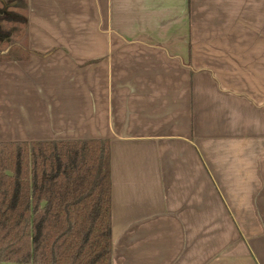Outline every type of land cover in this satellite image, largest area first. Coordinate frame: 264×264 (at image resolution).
Instances as JSON below:
<instances>
[{"label": "crops", "instance_id": "0c3cea01", "mask_svg": "<svg viewBox=\"0 0 264 264\" xmlns=\"http://www.w3.org/2000/svg\"><path fill=\"white\" fill-rule=\"evenodd\" d=\"M26 31L0 142L108 141L111 264H264V0H27Z\"/></svg>", "mask_w": 264, "mask_h": 264}, {"label": "trees", "instance_id": "16d2710c", "mask_svg": "<svg viewBox=\"0 0 264 264\" xmlns=\"http://www.w3.org/2000/svg\"><path fill=\"white\" fill-rule=\"evenodd\" d=\"M26 29L27 0H0V58ZM109 160L105 139L0 142V264H111Z\"/></svg>", "mask_w": 264, "mask_h": 264}]
</instances>
